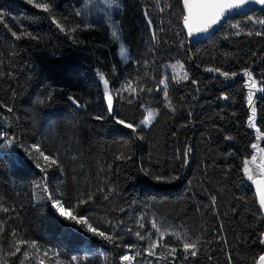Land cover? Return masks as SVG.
Masks as SVG:
<instances>
[{"label": "trees", "instance_id": "trees-1", "mask_svg": "<svg viewBox=\"0 0 264 264\" xmlns=\"http://www.w3.org/2000/svg\"><path fill=\"white\" fill-rule=\"evenodd\" d=\"M62 1L82 8L89 0ZM110 1L119 5L113 26L130 56L124 65L110 48L75 50L46 14L0 0V52L11 68L0 78L8 91L7 103L0 99V209L8 208L0 210V264H256L264 219L246 175L264 169V5L192 45L183 0ZM108 62L133 83L131 98L111 95V110ZM176 69L187 79H175ZM173 169L174 179L155 178ZM128 182L137 195L122 192ZM53 200L113 237H96L99 263L72 261L85 235L54 213ZM184 242H197L195 256Z\"/></svg>", "mask_w": 264, "mask_h": 264}, {"label": "rangeland", "instance_id": "rangeland-1", "mask_svg": "<svg viewBox=\"0 0 264 264\" xmlns=\"http://www.w3.org/2000/svg\"><path fill=\"white\" fill-rule=\"evenodd\" d=\"M20 1L23 2L27 7L33 9L34 11L43 13L44 15L46 14L48 18L51 20V22L53 23V26L56 27V29L60 33L61 37L63 39H66L75 50L82 53V52H90L91 50H94L97 48L103 51H106L110 48V50H114L113 54H115L116 60L119 62L120 65H124L130 61L129 53L127 51L126 46L123 44V41L121 40L120 36L118 34L116 37L112 35L113 32H116L113 26V21H114L113 12L116 11L118 7L116 6L117 4L115 2H112L110 0H89L82 8H76L72 5H68L64 3L62 0H34V3H48L51 5L50 11L44 12L41 9L34 7L33 4L28 3V0H20ZM77 13H79V15H77ZM32 19H33L32 16H29V18L26 17V21H29ZM72 28H76V30L73 32L71 31ZM61 29H63V31ZM106 44H110L109 45L110 47L106 46ZM5 51L1 50L0 52V78H5L6 72L11 70V68L8 67V64H9L8 54L9 53ZM106 65H107L106 76L108 77L107 80L109 81V84H110L109 86L107 85V87H105L104 85L106 92L116 97L121 96V97H125L128 99L131 98L133 95L132 81L124 77L121 78L118 72L114 70V66L112 63L108 62V64ZM174 72L175 71H172L173 77H175V79L180 78V76L177 74H174ZM176 72L180 73L181 75V72L179 69H176ZM5 83L6 82H4L3 86H5ZM6 95H8V91L4 90V93H1L0 91V99L4 103H7L8 96L5 97ZM9 97H10V94H9ZM149 113L153 114V112H149ZM84 116L88 119H92L91 114H88L87 112H84ZM70 119H72V116L70 117ZM147 119H148V115L145 120ZM72 120L73 122L68 120V122L70 121L69 122L70 125H72L73 127H77L79 125L77 118L75 120L73 118ZM95 120L98 121L101 119H95ZM150 122L149 123L143 122L141 126L143 128H146L150 124ZM260 161L262 162V165L264 166V159H261ZM172 162L175 165L176 163H178V159L172 158ZM175 170L177 171V169H173L172 171L169 170L166 172L161 171L160 173H155L156 174L155 178L159 177V180L161 179L165 181L164 177L168 175L167 180L174 179V176L172 175L177 174L175 173ZM261 170L264 171L263 168H261ZM118 174H119V169L114 174V176ZM249 175H251V177H253L254 179L256 178L255 177L256 172H254L252 169H250L249 174L246 175L247 179H249ZM191 180L192 178L189 179V181ZM133 183L134 182L126 183L128 184V186H125V188H122V192L124 191L125 194H128L131 197L134 196L135 192L137 195V191H135L136 186H133L134 185ZM107 191H108L109 196L113 193L112 188L110 187L107 188ZM180 196H181V193H180ZM180 196H178V198L174 196V197H171L170 199L173 201H176L180 199ZM42 203H43V199L38 194H36L35 204L38 205ZM50 207L57 216L61 217L59 213L56 211V209L52 206V204H50ZM88 207L91 208V210L93 209L92 206H88ZM61 218L65 219L68 225H70L76 230L82 231L85 235V240L78 247L79 251H77L72 256V261H76L78 260V258H83V259L93 260L96 263H99V260L103 257V256H98L99 240H97L96 237H99V236L88 231V225H79L73 221L67 220L64 217H61ZM87 221H88V224L92 226L91 222L88 219ZM104 255L106 256V253Z\"/></svg>", "mask_w": 264, "mask_h": 264}, {"label": "snow or ice", "instance_id": "snow-or-ice-1", "mask_svg": "<svg viewBox=\"0 0 264 264\" xmlns=\"http://www.w3.org/2000/svg\"><path fill=\"white\" fill-rule=\"evenodd\" d=\"M248 0H183L184 7L187 9V15L184 16V24L188 29L189 35H191L193 32H207L208 29L213 25L217 24L221 17L224 15L225 11L227 9H233V8H240L241 5L244 3H247ZM252 2L257 4L264 5V0H252ZM28 3L33 4L34 7L41 9L44 12H49L51 9V5L48 3H34V0H28ZM119 6L118 4L116 5ZM79 15V13H77ZM150 23V21H149ZM259 23L264 24V21H259ZM59 26V25H58ZM63 31V29H61ZM76 28H72L71 31H75ZM112 35L114 37L117 36L116 32H113ZM13 36H16L17 39H20V36H17V34L14 32ZM182 70L183 66H179ZM207 71H219L218 69H207ZM221 75L228 77V73H220ZM245 75L249 76L251 78V73L245 72ZM177 75L180 76V79H187V73H184L183 75H180V73H177ZM235 75V74H233ZM175 78V77H174ZM165 84V88L167 87V84L165 81H161ZM105 87H107V81H104ZM252 85L254 86V81L252 82ZM165 97H167V91L164 92ZM227 98V97H225ZM71 99V97H70ZM76 103V101H73ZM249 106L252 105V96L251 93L248 97ZM112 107V97L111 94L108 95V108L111 110ZM253 116L255 115V108L253 107ZM153 118V114H148V119L144 121V123H149L151 119ZM96 119H102V117H96ZM118 123L124 124L123 121H118ZM250 126L252 125V121H249ZM125 127L131 128L132 126L130 124H125ZM255 147V145H253ZM37 152H40V149L37 147L35 149ZM41 157L45 161H50L52 164H55L56 161L52 160L49 156H45L42 152L40 153ZM247 163V162H246ZM39 166V165H38ZM245 171L247 172L248 169L245 168ZM251 175H249V179H251ZM159 179V177H157ZM258 185V191H260V206L261 208H264V187H261V185H264V181H256ZM37 188H40L41 191L46 192L47 189H44L40 184L37 185ZM48 199H52L51 194L48 195ZM52 206L56 209V211L59 213L61 217L66 218L67 220L73 221L76 224L79 225H88V231L94 233L95 235L102 237L104 240L108 242H113V237L111 235H106L104 232H99L95 228H93L90 224H88V221L84 217L78 218L77 216L73 215L71 211L67 210L64 205L59 200H53ZM4 212H8V208H2L0 209ZM153 228H156L157 232L160 233V237L163 238L164 232L160 231V228L156 225L155 222H153ZM2 230V229H0ZM16 234L13 233V236ZM139 235V234H138ZM262 236H264V233H262ZM179 239V237H177ZM20 243H25L24 241H20ZM261 243H264V239L261 240ZM29 247L36 249L37 245L35 242H29ZM157 243L154 242L151 247H156ZM183 250L185 252H190L192 256H195L197 254V242H184L183 243ZM173 252L175 249L172 250ZM15 252H20V247L15 248ZM152 252H149V255H151ZM47 255V253H45ZM124 260L130 261L133 259V257L124 256ZM40 264H43V262H40ZM258 264H264V255H261L258 258Z\"/></svg>", "mask_w": 264, "mask_h": 264}, {"label": "water", "instance_id": "water-1", "mask_svg": "<svg viewBox=\"0 0 264 264\" xmlns=\"http://www.w3.org/2000/svg\"><path fill=\"white\" fill-rule=\"evenodd\" d=\"M262 6H263L262 4H257V3L252 2V0H248V2L241 5L240 8L227 9L225 11L224 15L221 17L220 21L217 24H213L208 29L207 32H193L191 35H189L188 29L184 24V30L186 32L187 39H188L189 43L192 45L198 44V43L203 42V41H208L214 36L215 33L218 32V30L220 29V26L224 22H226L227 20L233 18L236 15L243 14L252 8L262 7ZM183 8H184V16H186L187 15V9L184 7V3H183ZM261 171H262L261 176L259 178H255L251 181V188L253 189L254 196H255L256 201H257V206H258L259 212L264 219V208H261V206H260V191H258V185L256 183V181H264V171L263 170H261ZM261 187H264V185H261ZM262 239H264V236H262ZM261 248L264 252V243H261ZM256 264H258V261Z\"/></svg>", "mask_w": 264, "mask_h": 264}]
</instances>
